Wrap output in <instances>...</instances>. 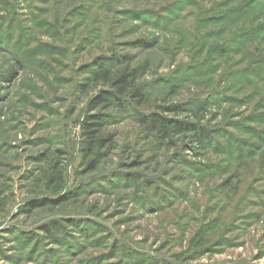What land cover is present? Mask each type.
Returning <instances> with one entry per match:
<instances>
[{
    "label": "rangeland",
    "instance_id": "1",
    "mask_svg": "<svg viewBox=\"0 0 264 264\" xmlns=\"http://www.w3.org/2000/svg\"><path fill=\"white\" fill-rule=\"evenodd\" d=\"M0 264H264V0H0Z\"/></svg>",
    "mask_w": 264,
    "mask_h": 264
},
{
    "label": "trees",
    "instance_id": "2",
    "mask_svg": "<svg viewBox=\"0 0 264 264\" xmlns=\"http://www.w3.org/2000/svg\"><path fill=\"white\" fill-rule=\"evenodd\" d=\"M102 68V66H99ZM100 79L108 82L116 90L117 95L124 97L133 89V97L140 98L142 97V92L138 89H134L133 83H135L136 71L131 73L125 72L118 75L116 78H112L109 71L100 72ZM115 97L114 95L104 94L96 101H94L90 106V114H88L85 120L82 123L83 137H84V153L85 157H89L94 154L96 148L101 147L105 148L108 144L111 143V138H104L102 136V130L104 128V119L101 115L91 114L96 111L100 106L105 105L106 108L111 107L114 104ZM145 124L148 125L149 129L158 130L162 133L163 138H166L170 130L177 132L184 131H193L195 132V137L199 142H204L207 139H210L211 135L203 129H199L198 126L186 125L178 121H170L167 118H164L159 115L148 116L145 121ZM197 132V133H196ZM99 157L100 154H97ZM90 169L96 167V161H92L90 164Z\"/></svg>",
    "mask_w": 264,
    "mask_h": 264
}]
</instances>
